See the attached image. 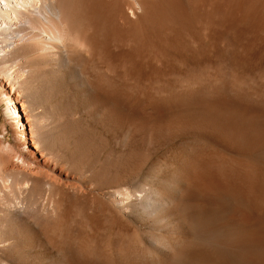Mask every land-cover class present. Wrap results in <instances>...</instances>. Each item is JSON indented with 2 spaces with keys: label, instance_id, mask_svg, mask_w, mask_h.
Returning <instances> with one entry per match:
<instances>
[{
  "label": "bare ground",
  "instance_id": "1",
  "mask_svg": "<svg viewBox=\"0 0 264 264\" xmlns=\"http://www.w3.org/2000/svg\"><path fill=\"white\" fill-rule=\"evenodd\" d=\"M0 105V264H264V0H0Z\"/></svg>",
  "mask_w": 264,
  "mask_h": 264
},
{
  "label": "rangeland",
  "instance_id": "2",
  "mask_svg": "<svg viewBox=\"0 0 264 264\" xmlns=\"http://www.w3.org/2000/svg\"><path fill=\"white\" fill-rule=\"evenodd\" d=\"M6 125L7 130H3V125ZM2 135H5L7 137V140L13 143V136H12V130L10 128V125L7 121V115L4 111V108L0 105V137Z\"/></svg>",
  "mask_w": 264,
  "mask_h": 264
}]
</instances>
